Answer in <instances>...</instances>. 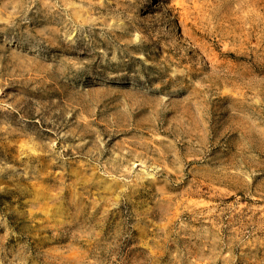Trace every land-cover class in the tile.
Here are the masks:
<instances>
[{
    "label": "rangeland",
    "instance_id": "obj_1",
    "mask_svg": "<svg viewBox=\"0 0 264 264\" xmlns=\"http://www.w3.org/2000/svg\"><path fill=\"white\" fill-rule=\"evenodd\" d=\"M0 264H264V0H0Z\"/></svg>",
    "mask_w": 264,
    "mask_h": 264
},
{
    "label": "bare ground",
    "instance_id": "obj_2",
    "mask_svg": "<svg viewBox=\"0 0 264 264\" xmlns=\"http://www.w3.org/2000/svg\"><path fill=\"white\" fill-rule=\"evenodd\" d=\"M27 147H28V145H27ZM25 148V147H24ZM27 149V148H26ZM31 151H36L35 149H32ZM107 189L109 190V191H113L114 193L116 192V190L114 189V188H112L111 186H108L107 187ZM45 194H46V192H45ZM49 197V196H48ZM38 199V198H37ZM48 201V200H47ZM50 222V221H49Z\"/></svg>",
    "mask_w": 264,
    "mask_h": 264
}]
</instances>
